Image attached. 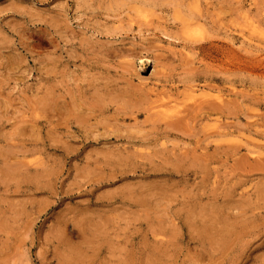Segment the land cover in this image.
<instances>
[{
  "label": "rangeland",
  "instance_id": "obj_1",
  "mask_svg": "<svg viewBox=\"0 0 264 264\" xmlns=\"http://www.w3.org/2000/svg\"><path fill=\"white\" fill-rule=\"evenodd\" d=\"M0 264H264V0H0Z\"/></svg>",
  "mask_w": 264,
  "mask_h": 264
},
{
  "label": "bare ground",
  "instance_id": "obj_2",
  "mask_svg": "<svg viewBox=\"0 0 264 264\" xmlns=\"http://www.w3.org/2000/svg\"><path fill=\"white\" fill-rule=\"evenodd\" d=\"M195 23H197V21H195ZM188 25H189V24H188ZM190 26H191V24H190ZM196 26H197V25H196ZM188 27H189V26H188ZM188 27H187V28H188ZM197 28H198V27H197ZM197 28L195 27V29H197ZM200 45H201V44H200ZM200 45H198V46H200ZM204 45H206V44H204ZM202 47H203V45H202ZM200 48H201V47H200ZM205 48H206V46H205ZM205 48H204V49H205ZM202 50H203V49H202ZM206 52H207V51H206ZM222 52H223V51H222ZM204 53H205V52H204ZM207 53H208V52H207ZM202 54H203V53H202ZM223 54H224V53H223ZM129 55H130V54H129ZM221 55H222V54H221ZM202 56H203V55H202ZM205 56H206V55H205ZM222 56H223V55H222ZM225 56H226V55H225ZM220 57H221V56H220ZM221 59H222V58H221ZM221 59H220V60H221ZM224 59H225V58H224ZM220 60H219V62H220ZM223 62H224V60H223ZM223 62H222V63H223ZM223 64H224V63H223ZM189 97H190V96H189ZM176 98H177V97H176ZM182 98H183V97H182ZM184 98H185V96H184ZM171 99H173V98H171ZM171 99L169 98V100H171ZM195 99H196V98H194V100H195ZM169 100L166 99L165 101H169ZM173 100H174V99H173ZM175 100H177V99H175ZM175 100H174V101H175ZM192 100H193V97H192ZM194 100H193V101H194ZM221 100H222V99H221ZM174 101H173V102H174ZM195 101H196V100H195ZM176 102H177V101H175V103H176ZM188 102H189V101H188ZM90 103H94V104H95V102H92V101H91ZM90 103H88L89 105L87 104V106H86L87 108H88V107H90V108H88V109L85 108V110L87 109V110L89 111V113H91V112H90V109H94V108H92V107L94 106V104H93V105H90ZM161 103L164 104L165 102H164V101L159 102V104H161ZM169 103H170V102H169ZM98 104H99V102H98ZM101 104H102V103H101ZM101 104H100V105H101ZM159 104H158V105H159ZM179 104H180V102H179ZM184 104H185V103H184ZM184 104L182 105L183 108L186 107V108H188L187 110H190V109L192 108L191 111L195 108V105H196V104L193 105L194 103H191V105H189V106H193V107H189V106H188V107H187V106L184 107ZM189 104H190V103H189ZM199 104L203 105L202 103H199ZM96 105H97V104H96ZM96 105H95L94 107H97V106H98V105H97V106H96ZM168 105H171V104H168ZM201 105H200V106H201ZM101 106H103V104H102ZM101 106H100V107H101ZM104 106H105V105H104ZM108 106H109V105H108ZM165 106H166V105H165ZM208 106L210 107L211 104H208ZM208 106H207V107H208ZM222 106H223V105H222ZM100 107L98 106L97 108H95L96 110L94 109V111H97V109H99ZM105 107H106V106H105ZM105 107H104V108H105ZM158 107H159V106H158ZM179 107H180V106H179ZM179 107H178V108H179ZM212 107H214V106L212 105ZM212 107H210V109H211ZM102 108H103V107H102ZM104 108H103V110H105ZM180 108H181V107H180ZM183 108H181V109H183ZM186 108H185V109H186ZM197 108H198L197 110H199V107H198V106H197ZM158 109H159V108H157V110H158ZM173 109H174V108H173ZM207 109H208V108H207ZM214 109H215V108H214ZM183 110H184V109H183ZM212 110H213V109H212ZM215 110H216V109H215ZM88 111H87V112H88ZM98 111H99V110H98ZM175 111H177V109H175ZM175 111H174V112H175ZM191 111H190V113H191ZM92 112H93V110H92ZM193 112H194V111H193ZM195 112H196V111H195ZM208 112L210 113V111H208ZM208 112H205V114H207ZM221 112H222V111H221ZM93 113H94V112H93ZM156 113H157V112H156ZM166 113H167V112H166ZM196 113H197V112H196ZM209 113H208V114H209ZM154 114H155V111H154ZM173 114H174V113H173V111H172V114H171L172 117L175 116V115H173ZM178 114H179V112H178ZM178 114H177L176 117H178ZM180 114H181V113H180ZM183 114H184V113H182V116H183ZM185 114H186V113H185ZM187 114H188V112H187ZM199 114H200V113H199ZM203 114H204V113H203ZM203 114H202V115H203ZM166 115H167V114H166ZM166 115H165V116H166ZM171 115H170V116H171ZM192 115H194V113H192ZM196 115H197V114H196ZM202 115H201V116H202ZM182 116L180 115L181 118L178 117V119H180L179 121H181V119H182V121L185 120V119H183L184 117L182 118ZM189 116H190V115H189ZM204 116H205V115H204ZM207 116H208V115H207ZM207 116H206V117H207ZM159 117H160V114H159ZM163 117H164V116H163ZM192 117H193V116H192ZM198 117H199V116H198ZM187 118H188V117H187ZM189 118H190V117H189ZM200 118H201V117H200ZM168 119L171 121V120L174 119V118H167L166 120H165V119H164V120H165V121H169ZM191 119H192V118H190V120H191ZM194 119H196V118H194ZM175 120H177V119L175 118ZM175 120L173 121V126H172V127H174V128H175V124L178 125V127H179V124H182V123H183V122L181 121V123L177 124V121H175ZM170 121H169V123L166 122V124H167V123H168V124H171L172 121H171V122H170ZM179 121H178V122H179ZM174 123H175V124H174ZM168 124H167V125H168ZM169 127H170V125H169ZM176 128H177V126H176Z\"/></svg>",
  "mask_w": 264,
  "mask_h": 264
}]
</instances>
